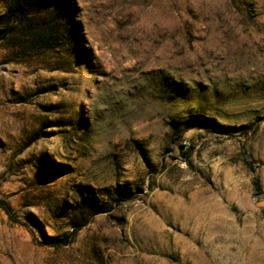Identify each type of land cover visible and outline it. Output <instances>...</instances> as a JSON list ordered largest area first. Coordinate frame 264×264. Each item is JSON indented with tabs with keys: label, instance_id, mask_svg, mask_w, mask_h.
Listing matches in <instances>:
<instances>
[{
	"label": "rangeland",
	"instance_id": "obj_1",
	"mask_svg": "<svg viewBox=\"0 0 264 264\" xmlns=\"http://www.w3.org/2000/svg\"><path fill=\"white\" fill-rule=\"evenodd\" d=\"M0 264H264V0H0Z\"/></svg>",
	"mask_w": 264,
	"mask_h": 264
},
{
	"label": "trees",
	"instance_id": "obj_2",
	"mask_svg": "<svg viewBox=\"0 0 264 264\" xmlns=\"http://www.w3.org/2000/svg\"><path fill=\"white\" fill-rule=\"evenodd\" d=\"M248 163L251 164L250 158H248ZM256 186L258 187V189H261V185H260V182L259 181H256Z\"/></svg>",
	"mask_w": 264,
	"mask_h": 264
}]
</instances>
